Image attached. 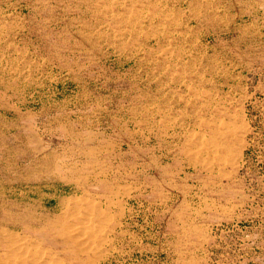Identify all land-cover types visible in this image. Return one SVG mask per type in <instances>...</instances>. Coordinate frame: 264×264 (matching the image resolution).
<instances>
[{
	"label": "rangeland",
	"instance_id": "rangeland-1",
	"mask_svg": "<svg viewBox=\"0 0 264 264\" xmlns=\"http://www.w3.org/2000/svg\"><path fill=\"white\" fill-rule=\"evenodd\" d=\"M0 264H264V0H0Z\"/></svg>",
	"mask_w": 264,
	"mask_h": 264
},
{
	"label": "bare ground",
	"instance_id": "bare-ground-1",
	"mask_svg": "<svg viewBox=\"0 0 264 264\" xmlns=\"http://www.w3.org/2000/svg\"><path fill=\"white\" fill-rule=\"evenodd\" d=\"M20 248V247H19ZM9 256V255H8ZM12 262V261H11ZM21 262H22V260H21Z\"/></svg>",
	"mask_w": 264,
	"mask_h": 264
}]
</instances>
